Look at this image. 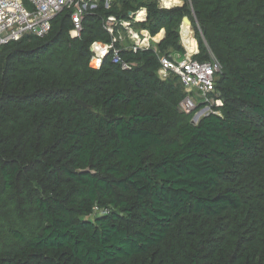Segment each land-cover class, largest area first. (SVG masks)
Instances as JSON below:
<instances>
[{"label":"trees","instance_id":"16d2710c","mask_svg":"<svg viewBox=\"0 0 264 264\" xmlns=\"http://www.w3.org/2000/svg\"><path fill=\"white\" fill-rule=\"evenodd\" d=\"M178 1L100 0L78 38L63 11L0 47V264H264V0ZM139 7L163 39L91 69L103 20ZM185 16L193 59L220 65L221 106L196 125L157 75Z\"/></svg>","mask_w":264,"mask_h":264},{"label":"built area","instance_id":"2783aa9c","mask_svg":"<svg viewBox=\"0 0 264 264\" xmlns=\"http://www.w3.org/2000/svg\"><path fill=\"white\" fill-rule=\"evenodd\" d=\"M101 1L104 8L110 10L117 0ZM99 2L100 0H0V47L25 37L47 36L52 21L63 11L70 12L72 22L70 37L78 38L83 29L84 17L96 12ZM156 2L159 8L171 9L173 2L177 1L156 0ZM128 17V19H119L115 15H108L103 20V29L109 34L111 42L91 44L89 48L91 69L98 70L109 54L112 63L122 70L131 68L132 65L121 58V49L117 46L123 42L121 30L130 40V45L127 46L130 51L136 52L152 46L150 40H153V37L148 31L142 28L136 30L134 27L147 21L146 8L139 7L129 11ZM197 49L195 47L194 51H187L185 55L179 57L161 56L160 68L157 71L162 81L166 80L170 73L176 75L186 89V95L179 103V111L184 114H191L199 107L204 108L202 112L208 110L210 113L212 107L221 106L215 87V76L220 72V65L214 58L207 62L195 61L193 57L198 54Z\"/></svg>","mask_w":264,"mask_h":264},{"label":"rangeland","instance_id":"374dc122","mask_svg":"<svg viewBox=\"0 0 264 264\" xmlns=\"http://www.w3.org/2000/svg\"><path fill=\"white\" fill-rule=\"evenodd\" d=\"M138 1H140V0H136V2H138ZM177 2H173V7L172 8H175V7H181L182 5H183V3L181 2V1H178V0H176ZM176 3V4H175ZM120 4V3H119ZM137 3H133V5H135V6H133L134 8H136V5ZM120 5H118V8L120 9ZM171 8V9H172ZM186 17V16H185ZM184 18V17H183ZM185 26H188V25H186V24H184V25H182V22H181V24H180V31H179V35H180V45L182 46V48L184 49V54H182V55H180L179 53H177V52H170L168 55H171V56H173V57H179V56H183V55H185L186 54V52L187 51H194L195 50V47H196V49H197V42H196V40H195V31H194V29H193V27H192V23H191V26H189V28H186V30L184 31V35H186V37L187 38H182V36H181V34L183 33L182 32V30H183V28L182 27H185ZM137 28H138V26H137ZM136 30H138V29H136ZM121 32V37H122V40H123V42H121L120 43V45L122 46V48H127V46H129L130 45V40L125 36V32L124 31H120ZM162 32V31H161ZM161 32L159 33V34H157L155 37H153V40L151 39L150 40V43H152V46H150V48L151 47H153V45H156L157 43H159L161 40H162V37L161 38H159V36H160V34H161ZM163 33V32H162ZM189 38V41H190V44L189 45H187L185 42H184V40L183 39H185V40H187ZM118 48H121V47H118ZM198 50V49H197ZM189 51V52H190ZM167 55V56H168ZM169 75L170 74H168L167 75V78L169 77ZM214 105V104H213ZM212 105V106H213ZM211 106V107H212ZM213 108V107H212ZM212 108H211V110H212ZM203 109L204 108H201L200 110H198L197 109V111L195 112V114H194V116H193V118H192V120L191 121H193V120H195V121H199L204 115H206V113H208L209 111L207 110V111H204V112H202L203 111ZM95 213H98V211H96Z\"/></svg>","mask_w":264,"mask_h":264},{"label":"water","instance_id":"95a60500","mask_svg":"<svg viewBox=\"0 0 264 264\" xmlns=\"http://www.w3.org/2000/svg\"><path fill=\"white\" fill-rule=\"evenodd\" d=\"M184 24H186V25H188V26H191V21L188 19V17H184L183 19H182V25H184ZM163 33V36H162V39H163V37H164V31H162ZM76 103L77 104H80L82 107H85V108H88L89 106L88 105H86L85 103H83V102H81V101H79V100H76ZM191 123L193 124V125H196L197 123H198V120L197 121H195V120H193V121H191ZM89 170L88 169H86V170H84V171H77V173H86V172H88Z\"/></svg>","mask_w":264,"mask_h":264},{"label":"bare ground","instance_id":"6f19581e","mask_svg":"<svg viewBox=\"0 0 264 264\" xmlns=\"http://www.w3.org/2000/svg\"><path fill=\"white\" fill-rule=\"evenodd\" d=\"M168 1H171V0H166V2H168ZM175 4H176V3H175ZM186 28H189V26H185V27H183V33L181 34L182 38H183V37H184V38H187L186 35H184V31L186 30ZM183 40H184V42H185L187 45L190 44L189 38H188L187 40H185V39H183ZM189 51H190V50H189Z\"/></svg>","mask_w":264,"mask_h":264}]
</instances>
